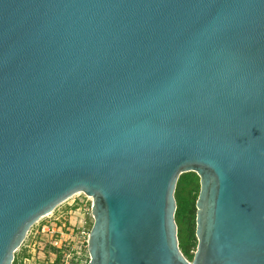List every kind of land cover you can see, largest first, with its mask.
Returning <instances> with one entry per match:
<instances>
[{
	"label": "water",
	"instance_id": "95a60500",
	"mask_svg": "<svg viewBox=\"0 0 264 264\" xmlns=\"http://www.w3.org/2000/svg\"><path fill=\"white\" fill-rule=\"evenodd\" d=\"M77 193L87 264H264V0H0V264Z\"/></svg>",
	"mask_w": 264,
	"mask_h": 264
},
{
	"label": "rangeland",
	"instance_id": "374dc122",
	"mask_svg": "<svg viewBox=\"0 0 264 264\" xmlns=\"http://www.w3.org/2000/svg\"><path fill=\"white\" fill-rule=\"evenodd\" d=\"M91 207L92 197L77 193L58 205L53 212L39 219L30 228L23 244L15 253L19 262L51 264L52 261L61 258L87 264L89 253L87 247H81L78 228L85 224L91 229L93 224ZM55 241L59 242L61 248L53 246Z\"/></svg>",
	"mask_w": 264,
	"mask_h": 264
},
{
	"label": "trees",
	"instance_id": "16d2710c",
	"mask_svg": "<svg viewBox=\"0 0 264 264\" xmlns=\"http://www.w3.org/2000/svg\"><path fill=\"white\" fill-rule=\"evenodd\" d=\"M200 191V178L195 172L183 173L177 183L176 199L180 248L185 256L192 260L197 247L196 237V201ZM89 261V260H88ZM15 256L14 264H19ZM21 264V263H20Z\"/></svg>",
	"mask_w": 264,
	"mask_h": 264
},
{
	"label": "built area",
	"instance_id": "2783aa9c",
	"mask_svg": "<svg viewBox=\"0 0 264 264\" xmlns=\"http://www.w3.org/2000/svg\"><path fill=\"white\" fill-rule=\"evenodd\" d=\"M87 223V222H86ZM78 238L81 241V247H87L88 244V238L90 233V228H88L85 224L78 228ZM53 246H58V248H61V245L58 241H55ZM51 264H80V262H74L70 261L68 259H56L55 261H52Z\"/></svg>",
	"mask_w": 264,
	"mask_h": 264
}]
</instances>
